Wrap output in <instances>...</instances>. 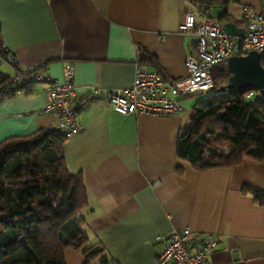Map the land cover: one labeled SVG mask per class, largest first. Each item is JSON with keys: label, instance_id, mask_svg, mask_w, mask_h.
I'll list each match as a JSON object with an SVG mask.
<instances>
[{"label": "crops", "instance_id": "obj_1", "mask_svg": "<svg viewBox=\"0 0 264 264\" xmlns=\"http://www.w3.org/2000/svg\"><path fill=\"white\" fill-rule=\"evenodd\" d=\"M210 17L225 13L244 28L242 7L261 11V0H213ZM192 0H0L4 47L14 57L7 75L44 67L53 81L74 66L73 84L82 129L68 137L64 155L70 174H82L88 204L80 211L88 243L99 242L108 264H151L179 230L216 238L208 264H264V162L245 157L234 166L193 167L177 154V141L191 126L196 99L179 98L173 114H120L108 103L112 90L131 85L136 64L167 78L187 74L196 55L195 32L182 33L185 11L203 19ZM240 31V30H239ZM153 54V63L140 53ZM51 82L0 100V140L55 128L44 113ZM99 91L98 96L93 91ZM255 89V88H254ZM66 264L86 263L81 251L65 249Z\"/></svg>", "mask_w": 264, "mask_h": 264}, {"label": "trees", "instance_id": "obj_2", "mask_svg": "<svg viewBox=\"0 0 264 264\" xmlns=\"http://www.w3.org/2000/svg\"><path fill=\"white\" fill-rule=\"evenodd\" d=\"M192 1L204 8L215 2ZM223 19L229 17L222 13L219 20ZM140 56L143 63L156 61L146 50ZM1 61L13 64L14 57L3 45L0 25ZM30 68L17 70L25 76L17 82L0 71V100L26 91L29 83L37 81L33 72L44 67ZM212 77L211 89L216 93L194 106L190 128L178 137V156L197 169L230 167L245 157L264 162V100H249L252 87L219 92L228 77L224 63L212 69ZM66 140L51 127L0 140V264H66L68 247L81 251L86 263L108 264L102 245L89 244L83 232L80 211L88 204L87 190L82 174L68 171ZM251 191L264 202L262 192ZM21 237L38 261L22 246Z\"/></svg>", "mask_w": 264, "mask_h": 264}, {"label": "built area", "instance_id": "obj_3", "mask_svg": "<svg viewBox=\"0 0 264 264\" xmlns=\"http://www.w3.org/2000/svg\"><path fill=\"white\" fill-rule=\"evenodd\" d=\"M261 2V11H255L250 5L242 7L244 32L240 36L225 31L218 17L207 16L208 8L203 9L201 21L196 19L192 11H185L179 31H194L197 36L196 55L188 56L185 60L187 74L178 78H167L158 69L136 64L131 85L107 94L111 108L120 114H173L181 109L179 98L213 87L212 69L224 63L228 57L256 50L261 55V64L264 67V0ZM34 68L31 67L30 70ZM74 71L73 65L66 66L63 78L59 81H53L42 68L33 72V78L37 81L51 82L42 111L56 117L55 128L67 138L82 129L75 104ZM24 78L17 71L11 75L10 80L17 82ZM99 94L97 89L93 91L94 96ZM247 97L251 102L264 100V92L253 89ZM216 243V238L212 236L191 235L190 230L184 228L170 236V240L151 264H208L207 258L215 250Z\"/></svg>", "mask_w": 264, "mask_h": 264}, {"label": "water", "instance_id": "obj_4", "mask_svg": "<svg viewBox=\"0 0 264 264\" xmlns=\"http://www.w3.org/2000/svg\"><path fill=\"white\" fill-rule=\"evenodd\" d=\"M222 27L235 36H240L244 32V28L238 29L233 22L227 21L223 23ZM224 64L227 65L228 77L219 92L238 91L245 87L260 89L264 92V67L261 64L259 52L251 50L246 54L230 56L224 61ZM21 243L37 260L35 252L24 237H21Z\"/></svg>", "mask_w": 264, "mask_h": 264}, {"label": "rangeland", "instance_id": "obj_5", "mask_svg": "<svg viewBox=\"0 0 264 264\" xmlns=\"http://www.w3.org/2000/svg\"><path fill=\"white\" fill-rule=\"evenodd\" d=\"M0 71L4 74L9 73L10 69L8 68L6 62L1 61ZM215 93H216V91L211 89V90H206V91L194 93V94L190 95V97L197 100L195 102V105H196L198 102H205L211 95H213Z\"/></svg>", "mask_w": 264, "mask_h": 264}]
</instances>
